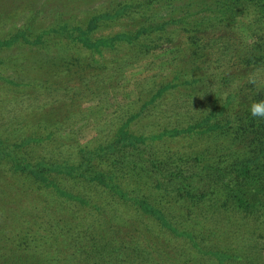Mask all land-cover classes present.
Wrapping results in <instances>:
<instances>
[{
	"label": "trees",
	"instance_id": "16d2710c",
	"mask_svg": "<svg viewBox=\"0 0 264 264\" xmlns=\"http://www.w3.org/2000/svg\"><path fill=\"white\" fill-rule=\"evenodd\" d=\"M156 5L168 14L155 17ZM121 15L140 22L96 40L84 34ZM28 27L0 39V50L20 42L23 54L46 58L36 68L0 58L13 71L0 72L3 83L41 89L13 100L23 126L0 130V264H264V120L248 111L264 99V0H134L85 29L39 38ZM65 32L93 61L115 50L117 65L89 69L71 47L50 45ZM164 56L171 72L135 78L125 101L127 68ZM85 95L108 104L82 112L73 102ZM66 101L83 113L78 122L100 119L83 142L76 120L64 122Z\"/></svg>",
	"mask_w": 264,
	"mask_h": 264
},
{
	"label": "rangeland",
	"instance_id": "374dc122",
	"mask_svg": "<svg viewBox=\"0 0 264 264\" xmlns=\"http://www.w3.org/2000/svg\"><path fill=\"white\" fill-rule=\"evenodd\" d=\"M179 1L183 0H177V4ZM131 2H134V0H0V39L5 37H10V35L14 32H16L17 29L29 26L32 31H35L34 35L39 36V38H42L46 35L47 32L50 30H53V28L57 27H67V28H74V26L80 25L83 29L86 28L87 24L90 22L94 16H102L105 13H111L113 12L114 8L117 4H130ZM170 6H163L160 7L159 5H156L155 8H159L158 11H152L155 12V17L161 18L164 15L168 14ZM168 10V11H167ZM177 13L181 14V10L177 11ZM152 14V13H151ZM150 13L147 14V16H144V18H147L151 15ZM104 19V18H102ZM141 20L143 18H140ZM105 23L100 24L93 29L88 30L87 33H84L87 37L90 39L96 40L98 36H111L112 34L119 32V31H130L133 30L134 26L137 25L140 21L139 19H130L128 20L125 16H117L116 17H105ZM134 21V24H131V22ZM139 21V22H138ZM131 24V25H130ZM184 25V24H183ZM187 26V25H185ZM243 29V28H242ZM241 28L239 31L242 33L244 37L246 36L245 32ZM53 41H51L50 45H56L57 47H71L67 50L68 55L70 57H76L78 58L82 63L85 62H91L92 65H89V69H95L97 70L98 65L107 64V66H111L114 68L118 61L112 62L111 61V55L115 54L116 51L112 53V50L109 48H104L102 55L99 53L93 54V59H91L90 56H92L90 50H79V48L76 47L75 44L70 42V38L68 37L67 33L54 36ZM93 40V41H94ZM39 45V44H36ZM48 42L45 44H41V46H47ZM108 47V46H106ZM26 47L22 46L20 42H15L14 44H11L9 48H5L0 50V58L3 59V57L6 59V56L8 55H14L17 57V61L15 63H18L19 61L23 63V61H26L27 66H33L36 68V65H39L43 63V61L46 58H42L41 55H37L34 53V56H27L23 54L26 49ZM56 52V47H52V53ZM64 54V53H63ZM93 61V62H92ZM96 61V62H95ZM0 72H5L4 68L7 69V73H12V67L11 64H4L5 62H0ZM88 68V67H87ZM172 70V63L171 58L168 56L161 57L157 60L155 63V66L152 68L144 67V69L140 70L139 65L127 68V72H124L123 74V80L121 81V88L124 92L125 101L128 98H131L134 95L132 82L135 78H138L139 76H143L147 73H170ZM119 68L113 70V75H118ZM30 72V71H29ZM18 73V72H15ZM90 74V73H89ZM49 79H51V82L55 81L53 78V74L47 75ZM56 86L61 85L60 82L56 83ZM76 80H73L69 83H64L67 87H73L76 86ZM109 83L103 82L102 86L107 87ZM41 89L37 88H31V87H23V86H14L12 84H6L3 83V81L0 79V130L3 128V125L5 127L9 126H15L16 128L22 127L23 124H19V120L23 119L24 117L27 118V115H21V105H15V102L13 101L16 97L25 99V96L33 97L36 92H40ZM31 92V93H30ZM47 92V91H44ZM83 92L84 88H83ZM26 95H22V94ZM75 96L77 97L76 93ZM41 101L37 102L40 104ZM88 95L83 96L84 99L73 102L77 103L78 110H81L82 112L89 111L90 108L95 109L96 106H105L108 104V102L100 101L99 99H88L86 98ZM8 100L12 101V105L8 104ZM123 100V101H124ZM115 101V100H114ZM68 101L61 103L60 108L62 107L64 111H66L68 108L71 111L70 118L65 119L64 122H67L71 120L72 118L76 120L74 123V134L76 135L75 138L79 141L83 142L86 138L92 136L95 132V126L97 122L100 120H97L96 118H85L81 122L77 121L78 114H83L82 112L77 113L75 105L72 103V106L70 105L67 108ZM14 104V105H13ZM37 107V105H35ZM90 107V108H89ZM65 108H67L65 110ZM88 108V109H87ZM32 109V110H31ZM37 108H30L26 109L22 112H29L32 115L36 112ZM75 109V110H74ZM102 108H99L98 110H101ZM63 110H59L60 117H63V114H69L67 111L66 113L62 112ZM74 110V111H73ZM95 114L100 115V111L95 112ZM19 116H22L19 118ZM59 117V118H60ZM50 120H48L50 123L54 121L52 117H49ZM34 121V120H33ZM103 121V120H101ZM72 126V127H73ZM58 135V139H62L65 144V149H67L69 145L68 137L69 134L67 131L60 130ZM66 138L67 140H63V138ZM69 149V148H68Z\"/></svg>",
	"mask_w": 264,
	"mask_h": 264
},
{
	"label": "clouds",
	"instance_id": "9594fccd",
	"mask_svg": "<svg viewBox=\"0 0 264 264\" xmlns=\"http://www.w3.org/2000/svg\"><path fill=\"white\" fill-rule=\"evenodd\" d=\"M248 83L253 86L257 85L256 74L249 76ZM248 111L253 118L264 120V99L253 100L248 106Z\"/></svg>",
	"mask_w": 264,
	"mask_h": 264
}]
</instances>
